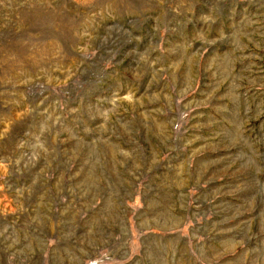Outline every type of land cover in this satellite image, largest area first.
Here are the masks:
<instances>
[{
  "label": "rangeland",
  "instance_id": "rangeland-1",
  "mask_svg": "<svg viewBox=\"0 0 264 264\" xmlns=\"http://www.w3.org/2000/svg\"><path fill=\"white\" fill-rule=\"evenodd\" d=\"M0 264H264V0H0Z\"/></svg>",
  "mask_w": 264,
  "mask_h": 264
}]
</instances>
